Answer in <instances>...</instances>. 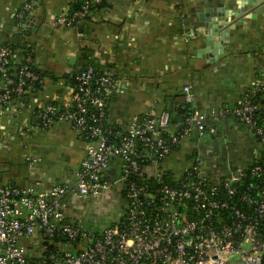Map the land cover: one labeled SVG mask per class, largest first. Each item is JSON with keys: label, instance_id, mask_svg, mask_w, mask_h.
Segmentation results:
<instances>
[{"label": "built area", "instance_id": "1", "mask_svg": "<svg viewBox=\"0 0 264 264\" xmlns=\"http://www.w3.org/2000/svg\"><path fill=\"white\" fill-rule=\"evenodd\" d=\"M103 2L83 0L54 26L75 28ZM35 7L27 1L16 14L24 28ZM13 56L10 46L0 47V105L15 97L25 101L33 84L43 85L29 55L17 77H11L7 67ZM115 84L111 73L97 76L88 67L75 75L68 110L54 104L40 110L44 127L67 123L78 132L87 144L86 156L73 181L50 190L40 189V182L0 185V264H264V157L231 178L212 181L193 150L179 176L166 175L160 165L185 139L197 147L204 141L207 114L187 115L173 134L168 133V112L134 117L125 128L108 127L107 104ZM257 90L234 114L264 148V127L255 119L264 101H253L264 88ZM183 93L185 104L193 105L192 87L185 86ZM114 161L121 163L120 174L109 183L104 176ZM247 177L251 182L241 190L238 184ZM115 185H122L126 210L112 226L98 232L78 216H68L71 200L99 199Z\"/></svg>", "mask_w": 264, "mask_h": 264}, {"label": "crops", "instance_id": "2", "mask_svg": "<svg viewBox=\"0 0 264 264\" xmlns=\"http://www.w3.org/2000/svg\"><path fill=\"white\" fill-rule=\"evenodd\" d=\"M27 1L0 0V45L11 40L20 59L29 49L35 65L49 74L27 100L15 97L0 105V185L31 187L40 182V189L50 190L74 180L87 144L67 123L44 127L40 110L47 104L71 107L68 79L81 47L92 49L100 66L115 78L107 105L109 125L125 128L134 117L168 112V133L173 134L184 117L183 88L192 87L193 107L208 117L207 137L201 147L185 139L160 165L166 175L179 176L194 151L202 156L207 167L203 173L212 181L236 175L261 158L258 140L234 110L251 91L264 88V8L257 19L235 24L230 46L213 57L201 52L197 27L199 14L218 0H106L75 28H57L54 22L83 0H32L36 7L24 28L16 14ZM120 168V161H114L104 180L114 183ZM122 190L115 185L110 191L118 219L126 210ZM84 207L83 201L71 200L68 216L73 219L74 211Z\"/></svg>", "mask_w": 264, "mask_h": 264}, {"label": "water", "instance_id": "3", "mask_svg": "<svg viewBox=\"0 0 264 264\" xmlns=\"http://www.w3.org/2000/svg\"><path fill=\"white\" fill-rule=\"evenodd\" d=\"M263 8L264 0L216 1L212 7H208L198 16L199 36L196 41L203 45L201 52L209 54L208 56H218L220 50L230 46V31L234 30V25L246 19H257V16L262 14ZM231 11L234 14L230 13ZM33 25L34 23H29L31 28ZM75 60V58L71 59L72 65L75 64Z\"/></svg>", "mask_w": 264, "mask_h": 264}, {"label": "trees", "instance_id": "4", "mask_svg": "<svg viewBox=\"0 0 264 264\" xmlns=\"http://www.w3.org/2000/svg\"><path fill=\"white\" fill-rule=\"evenodd\" d=\"M105 1L106 0H104L103 4L100 7H102L105 4ZM80 5L75 10H73V11H71L69 13H73L76 10H78ZM100 7H98V8H100ZM5 45L6 46H10L13 49V52H14V55H15V56L10 58L9 65L7 67L8 74L11 77H13V78L17 77L19 70L25 65V60H26V58L29 55L31 57V59H32V63H30V68L33 71H35V73H37L39 75L41 80L44 81L45 77H47L49 73H47L46 71L40 70L37 67V65H35L34 57H33L32 54H30V50L29 49H27V51L24 53V55L20 59L19 53L17 51V47L13 44V42L11 40L1 44L0 47L1 46H5ZM94 55L95 54H94V51L92 49H90L88 47H81V49L79 50V55H78V62L73 68V72H72L71 77L68 79V81L70 82L72 87L75 85V75L78 72H81L82 70L87 69L88 67H93L95 69V71H96V75L97 76L104 75L105 73H107V71L105 72L104 69L97 62V60L95 59ZM1 80H2V77L0 75V81ZM41 87H42V85L40 83L33 84L31 89H30V91H31L30 94L37 93L41 89ZM263 94H264L263 92L255 94L254 97H253V101L256 102V103L263 102L264 101V99H262ZM180 111H183V113H184L183 119H184L187 115H189V114L193 113L194 111H196V109L193 107V105H185L182 108H180ZM255 119L257 121L258 126L264 127V110L260 111L259 114L256 115ZM105 122H106V125L108 127H116V126H113V125H109L107 123V116H106ZM260 146H261V144H260ZM261 148H262V156L257 162H259L264 157V148L262 146H261ZM250 182H251V180L247 177V178L243 179L238 184V186L240 187L241 190H243L245 187H247L250 184Z\"/></svg>", "mask_w": 264, "mask_h": 264}, {"label": "rangeland", "instance_id": "5", "mask_svg": "<svg viewBox=\"0 0 264 264\" xmlns=\"http://www.w3.org/2000/svg\"><path fill=\"white\" fill-rule=\"evenodd\" d=\"M202 143L199 144V147H201ZM208 161L212 163L213 159L211 161V158H209ZM204 169H207V167L203 162V170ZM112 197V193L109 192L99 199H89L87 201L85 200L83 201V203H85V207L81 210L79 209L77 211H74V214H76L80 219L84 221L85 227L92 228L98 232H101L104 228L110 227L112 226V224L118 221V218L116 216L118 207L116 205V202L114 201L116 198L113 197L114 200L112 201ZM113 215L115 216L113 217ZM28 242V246L33 249L34 243H32L29 239ZM26 243L27 242L25 241V244Z\"/></svg>", "mask_w": 264, "mask_h": 264}, {"label": "flooded vegetation", "instance_id": "6", "mask_svg": "<svg viewBox=\"0 0 264 264\" xmlns=\"http://www.w3.org/2000/svg\"><path fill=\"white\" fill-rule=\"evenodd\" d=\"M207 137V136H206ZM206 137H205V139H204V141L206 140ZM120 201H122L123 202V199H121ZM120 211H121V209H120ZM124 214V213H123ZM115 215H113V217H114ZM122 216V215H121Z\"/></svg>", "mask_w": 264, "mask_h": 264}]
</instances>
